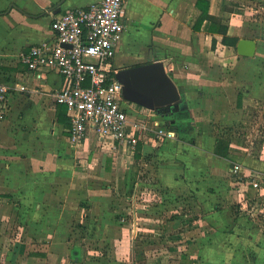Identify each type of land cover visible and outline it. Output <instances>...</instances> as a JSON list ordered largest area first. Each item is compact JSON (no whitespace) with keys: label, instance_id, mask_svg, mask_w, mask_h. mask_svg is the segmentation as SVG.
Here are the masks:
<instances>
[{"label":"crops","instance_id":"crops-1","mask_svg":"<svg viewBox=\"0 0 264 264\" xmlns=\"http://www.w3.org/2000/svg\"><path fill=\"white\" fill-rule=\"evenodd\" d=\"M99 1L0 0V83L12 88L11 108L0 120V214L11 213L12 206L21 213L26 206H36L31 215L41 224L39 237L49 242L48 249L43 250L46 252L41 256L43 260L26 259V251L21 248L26 244L22 242L24 245L14 248L17 254H22L14 264H48L52 255L54 264H98L83 258L85 250L79 243L68 244L73 231L60 224L84 212L88 215L87 226L93 231L97 227L94 231L97 241L119 243L127 238L122 234L127 227L126 219L112 220L109 212L110 191L118 188L124 192L129 185H34L41 180L38 177L41 167H60L61 160L67 157L62 133L70 144H77L70 139V125H64L57 117L59 105L63 104L57 103L53 93L62 86V76L54 69L32 71L21 62V56L32 45L54 38V15ZM208 1L209 12L220 16L218 0ZM202 14L198 0H128L126 3V29L117 44L113 67L119 70L161 61L181 94L177 106L161 112L133 102L129 104L131 117L145 120L151 129L145 142L140 143L143 149L140 144L136 149L140 154L155 150L152 174L157 180L148 190L156 194L163 191L165 196L154 197L153 204L158 208L152 209L155 211L150 218L155 222L149 231L138 235L140 238L146 232L152 238H155L153 233L160 235L164 239L155 246L156 250L169 256L161 263L151 259L143 263L264 264V223L252 218L251 212L252 205L259 200L264 210V185L254 187L249 181L252 174L264 176V159L245 156L243 161H237L244 154L234 149L241 147L234 142L229 143L227 157L217 154V144L226 139L217 136L214 124L206 119L215 115L218 120H224L218 108L222 103V96H218V59L210 54L218 52L220 44L232 52L237 49L222 44V35L209 30L211 23L207 19L197 28ZM256 54L243 56L235 52L236 70L246 68L248 84L240 89L236 113L231 111L230 121L233 116L239 117L237 111L243 110L247 103L254 102L255 84L249 85L248 77ZM210 109L216 113L212 114ZM155 122L160 126H155ZM169 123V128L176 131L175 138L164 140L155 136V129H165ZM90 135L119 146L111 139H100L94 132L80 145L89 142ZM236 164L241 166L240 173L234 172ZM244 171L245 179H238ZM132 186L135 198L142 185ZM80 198H86L85 204L80 203ZM164 206L168 211L161 214L167 210ZM112 223L117 227L113 232ZM158 228L161 230L156 231ZM93 231H87V242L91 241ZM140 254L141 260L149 255L143 244ZM174 254H178L176 260ZM9 259L7 252L0 264H13Z\"/></svg>","mask_w":264,"mask_h":264},{"label":"rangeland","instance_id":"rangeland-1","mask_svg":"<svg viewBox=\"0 0 264 264\" xmlns=\"http://www.w3.org/2000/svg\"><path fill=\"white\" fill-rule=\"evenodd\" d=\"M217 7L219 17L230 25L229 33L241 38H253L257 41L256 62L254 67L250 68L248 77L249 85H252L253 82L255 84V93L254 102L249 105L247 103L243 110L237 111L239 117L233 116L230 121L231 111L236 113V102L241 92L240 89L247 87L248 84L246 68L240 70L239 67L236 70L237 64L234 55L237 51L232 52L221 44L218 45V52H211L210 55L218 59L216 67L218 70V96H222L220 98L222 103L218 108L222 110L220 111L224 115V120H218L215 115L206 116V119L211 120L214 124L217 136L220 135L226 139L225 141L241 146L234 147L244 154L240 155L237 161H243L245 156L262 161L264 159V89H262L264 87V0H218ZM211 67L214 68V66ZM209 98L208 95L207 100ZM210 110L212 114L216 113L214 109ZM206 112L208 113V111ZM61 135L65 139L63 149L68 153L67 157L61 160L60 167H41L42 170L38 175L41 180L34 185H116V187H118L117 185H129L124 192L118 188L110 191V218L112 220H119L121 217L126 219L127 227L123 231L121 230L122 234L127 237L125 242L118 243L117 240L114 242L110 240L101 243L97 241L94 237L97 227H94L93 231L87 226L88 215L84 212L68 223H60L67 231H73L67 239L68 244L79 243L85 250L83 258L91 263L108 264L116 261L115 264H135L138 261L139 264H144L143 262L148 259L157 263L166 261L169 254H159L160 251H157L155 247L159 246L164 238H161L160 235L158 237L154 233L152 235L155 238H152L150 232L142 234L143 238L138 235L143 231H149L155 222L150 218V214L155 211L152 209L158 208V205L153 204L155 198L158 196L162 199L165 198L163 191L156 194L148 190L152 189L151 185H156L155 181L157 180L156 176L152 174L156 163L153 157L155 150H147L138 156V149L135 152L121 145L114 146L110 141H99L95 135H90L89 142L85 145L75 146L70 144L65 134ZM141 148L143 149V146ZM246 175L247 173L244 171L238 176V179H245ZM130 185H142L141 192L139 190L138 196L135 198L134 187ZM261 185H264V180ZM85 199L80 198V203L85 204ZM16 207L18 206L16 205ZM262 207V201L259 200L252 205L251 212L254 213L252 218L264 223ZM163 208L167 210L161 214L167 213L168 208L165 206ZM18 209L12 206L11 213L0 214V259L2 261L8 252L10 257L8 261L14 264L20 255L22 256V254H17L18 251L14 248L21 247L24 245L22 242H25L26 246L21 247L22 251H26L25 258L33 260V257H37L34 259L43 260L41 256L46 254L43 250L48 249L49 242L45 238L39 237L38 230L41 224L37 220L35 221L31 215V210H37V207L26 206L22 208V213ZM27 214L29 216H26ZM116 228L112 223V232ZM118 229L120 230V228ZM159 230L161 229L158 228L156 231ZM87 231L88 233L93 231L89 242H87ZM137 235L138 237H136ZM142 244L146 252L149 253L143 260L140 259L142 258L140 254ZM177 255H173L174 260ZM54 258L52 255L48 264H54ZM45 263L47 264V262ZM176 263L177 261H174L170 264Z\"/></svg>","mask_w":264,"mask_h":264},{"label":"built area","instance_id":"built-area-1","mask_svg":"<svg viewBox=\"0 0 264 264\" xmlns=\"http://www.w3.org/2000/svg\"><path fill=\"white\" fill-rule=\"evenodd\" d=\"M127 1L101 0L54 15V38L32 45L21 56L32 71L54 69L62 76L63 84L53 96L67 107L70 139L77 145L94 132L100 139L136 151L151 132L145 120L131 117L130 101L113 67L117 44L126 29ZM11 94L12 88L0 83V120L11 108ZM155 126L160 124L155 122ZM169 127L170 123L165 129H155V136L175 138L176 131ZM240 170L236 164L234 172ZM250 177L254 187L264 180L259 173Z\"/></svg>","mask_w":264,"mask_h":264},{"label":"water","instance_id":"water-1","mask_svg":"<svg viewBox=\"0 0 264 264\" xmlns=\"http://www.w3.org/2000/svg\"><path fill=\"white\" fill-rule=\"evenodd\" d=\"M243 56H255L257 41L241 38L236 46ZM116 78L123 84L125 99L156 110L171 108L181 101V94L163 62H150L119 69Z\"/></svg>","mask_w":264,"mask_h":264},{"label":"trees","instance_id":"trees-1","mask_svg":"<svg viewBox=\"0 0 264 264\" xmlns=\"http://www.w3.org/2000/svg\"><path fill=\"white\" fill-rule=\"evenodd\" d=\"M199 7L203 10V14L198 20L197 28H200V25L204 22L205 19L210 21V27L209 30L211 32H217L218 34L222 35V43L227 46L235 47L237 46V43L241 39V37L237 35H229V26L225 24L222 19L218 16L212 15L209 12V1L208 0H198ZM216 46V39H213V48ZM159 112H161L162 108L157 109ZM57 117L60 122H62L64 125L69 126L70 121L69 117L67 116V107L65 105H59V108L57 110ZM229 143L230 141L223 140L220 141L217 144L216 147V153L222 156L227 157L228 150H229ZM141 144L139 145V147ZM140 153H138V156Z\"/></svg>","mask_w":264,"mask_h":264}]
</instances>
